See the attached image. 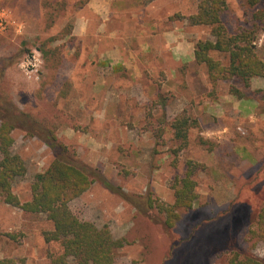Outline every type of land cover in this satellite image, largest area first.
I'll list each match as a JSON object with an SVG mask.
<instances>
[{
    "label": "rangeland",
    "instance_id": "374dc122",
    "mask_svg": "<svg viewBox=\"0 0 264 264\" xmlns=\"http://www.w3.org/2000/svg\"><path fill=\"white\" fill-rule=\"evenodd\" d=\"M199 1L0 0L7 19L0 30V92L117 191L97 180L69 204L81 219L106 225L115 239L125 241L116 264H225L229 251L207 245V236L230 223L227 209L240 192L241 200L255 206L252 194L264 191L259 185L264 181V79H252L247 89L236 80L209 85L205 67L194 61V45L212 39L210 28L191 27L183 19ZM226 2L222 22L229 30L247 26L264 5L262 0L253 8L246 0ZM256 47L264 60V36ZM230 86L243 97L231 94ZM183 110L197 127L179 151L167 128L159 136L156 131L162 128L159 120L170 122ZM12 136V150L26 165L13 193L24 203L31 198L34 175L47 169L54 151L27 126L15 128ZM199 139L213 142L212 151ZM187 160L205 167L194 176L198 198L167 229L162 216L140 212L135 202L151 193L172 203L170 184L184 175ZM49 229L44 216L0 203V260L48 264L47 253L60 250L44 242L42 232ZM247 230L241 227L237 245ZM252 252L264 257V243Z\"/></svg>",
    "mask_w": 264,
    "mask_h": 264
},
{
    "label": "trees",
    "instance_id": "16d2710c",
    "mask_svg": "<svg viewBox=\"0 0 264 264\" xmlns=\"http://www.w3.org/2000/svg\"><path fill=\"white\" fill-rule=\"evenodd\" d=\"M260 2L261 0H246L250 8ZM83 3L85 4H81ZM227 8L226 0H200L196 11L183 19L191 27L210 28L212 39L197 41L194 45V61L205 67L209 85L215 88L220 81L236 80L247 89L252 79H264V60L258 56L256 47L260 36H264V5L252 13L247 26H237L233 30H229L222 22ZM176 17L182 18L178 15ZM68 30L71 31V27ZM213 54L223 60L214 58ZM229 92L238 98L243 97V93L234 86L229 87ZM159 123L162 128L156 131L158 136L161 135L160 131L167 128L173 139L180 143L177 148L179 151L187 146L189 130L197 127V121L186 110L170 122L161 119ZM26 126L46 139L53 147L54 158L45 171L34 175L30 184L31 198L22 203L13 193V186L25 176L26 165L21 156L12 150V132L15 128L23 129ZM199 144L207 147L209 151L215 146L213 142L205 139H199ZM185 165L184 175L176 176L170 184L173 191L172 203H164L151 193L137 197L139 201L135 202L140 212L154 211L162 216L167 229L174 228L180 221L181 214L191 211L198 198L194 176L205 167L192 160H187ZM260 170L256 171L258 177ZM97 180L107 189L117 192L96 171L77 161L66 147L55 144L51 129L39 127L32 117L18 110L0 92V203L24 213L42 215L50 223L51 229L43 231L42 238L46 244H58L60 250L57 253H47L48 264H116L125 241L115 239L108 226L98 227L81 219L69 207L73 200L80 197ZM259 185L262 188L264 181L260 180ZM260 191L251 196L256 202L255 206H251L250 201L241 200L240 192L238 199L231 202L227 209L232 214L230 223L223 230L210 233L205 240L216 251H229L225 264H264V257L258 258L252 252L257 243H264V205H259L264 191ZM123 196L129 200L126 195ZM240 205L245 207H237ZM233 220H236L234 224ZM245 226L248 227L246 238L237 245L238 232ZM195 230L197 227L191 230L188 239ZM0 264L24 262L4 258L0 260Z\"/></svg>",
    "mask_w": 264,
    "mask_h": 264
},
{
    "label": "built area",
    "instance_id": "2783aa9c",
    "mask_svg": "<svg viewBox=\"0 0 264 264\" xmlns=\"http://www.w3.org/2000/svg\"><path fill=\"white\" fill-rule=\"evenodd\" d=\"M6 24H7V19H6L5 13L0 11V30H4ZM35 55H36V53H35ZM33 61L34 62L37 61V59H35V56L33 57ZM30 66L34 67V66H36V64L30 63Z\"/></svg>",
    "mask_w": 264,
    "mask_h": 264
},
{
    "label": "crops",
    "instance_id": "0c3cea01",
    "mask_svg": "<svg viewBox=\"0 0 264 264\" xmlns=\"http://www.w3.org/2000/svg\"><path fill=\"white\" fill-rule=\"evenodd\" d=\"M86 7H88V8H90V5L89 4H87V6ZM112 15H110V13H108L107 14V17H111ZM143 17H145V14L143 15ZM100 19H102V20H105L103 17H101ZM146 19H149V18H146ZM82 20L84 21L85 19L84 18H82ZM75 30H76V28H75ZM84 33V32H83ZM77 35H79V34H77ZM80 36V35H79ZM143 52V51H142ZM144 55V52L142 53V56ZM191 58L188 60V62H190V60L192 61V59H193V56L191 55L190 56ZM184 58H182V57H180L179 58V60H183Z\"/></svg>",
    "mask_w": 264,
    "mask_h": 264
}]
</instances>
